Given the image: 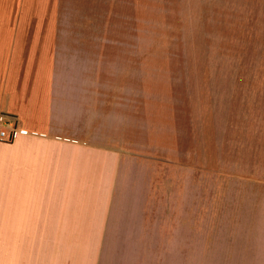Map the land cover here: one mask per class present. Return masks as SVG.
Instances as JSON below:
<instances>
[{
	"label": "rangeland",
	"instance_id": "obj_1",
	"mask_svg": "<svg viewBox=\"0 0 264 264\" xmlns=\"http://www.w3.org/2000/svg\"><path fill=\"white\" fill-rule=\"evenodd\" d=\"M53 17L54 58L70 81L97 86L100 143L163 162V217L103 242L117 264L204 256L264 103V0H54Z\"/></svg>",
	"mask_w": 264,
	"mask_h": 264
},
{
	"label": "crops",
	"instance_id": "obj_2",
	"mask_svg": "<svg viewBox=\"0 0 264 264\" xmlns=\"http://www.w3.org/2000/svg\"><path fill=\"white\" fill-rule=\"evenodd\" d=\"M53 7L0 0V117L21 128L0 141V264H117L110 242L122 223L139 237L164 215L154 190L163 162L100 143L97 86L70 81L54 58ZM256 110L235 196L207 221L204 256L178 264H264V103L259 124Z\"/></svg>",
	"mask_w": 264,
	"mask_h": 264
},
{
	"label": "built area",
	"instance_id": "obj_3",
	"mask_svg": "<svg viewBox=\"0 0 264 264\" xmlns=\"http://www.w3.org/2000/svg\"><path fill=\"white\" fill-rule=\"evenodd\" d=\"M21 132L19 122L15 119L0 117V141L11 142Z\"/></svg>",
	"mask_w": 264,
	"mask_h": 264
}]
</instances>
